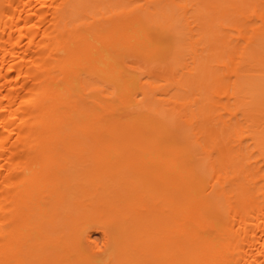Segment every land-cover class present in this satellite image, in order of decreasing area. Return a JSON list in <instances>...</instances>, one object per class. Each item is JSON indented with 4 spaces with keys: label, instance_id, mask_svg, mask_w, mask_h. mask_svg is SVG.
I'll return each instance as SVG.
<instances>
[{
    "label": "bare ground",
    "instance_id": "1",
    "mask_svg": "<svg viewBox=\"0 0 264 264\" xmlns=\"http://www.w3.org/2000/svg\"><path fill=\"white\" fill-rule=\"evenodd\" d=\"M0 264H264V0H0Z\"/></svg>",
    "mask_w": 264,
    "mask_h": 264
},
{
    "label": "rangeland",
    "instance_id": "2",
    "mask_svg": "<svg viewBox=\"0 0 264 264\" xmlns=\"http://www.w3.org/2000/svg\"><path fill=\"white\" fill-rule=\"evenodd\" d=\"M93 237H95L97 240H99V239H100V237H99V234H98V233H94V234H93Z\"/></svg>",
    "mask_w": 264,
    "mask_h": 264
}]
</instances>
